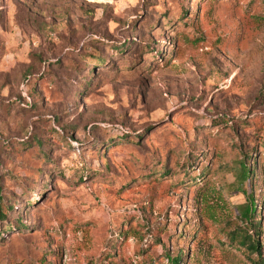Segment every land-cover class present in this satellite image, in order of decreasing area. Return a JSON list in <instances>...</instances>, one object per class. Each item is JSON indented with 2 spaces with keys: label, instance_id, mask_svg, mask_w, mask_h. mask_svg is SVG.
Listing matches in <instances>:
<instances>
[{
  "label": "rangeland",
  "instance_id": "374dc122",
  "mask_svg": "<svg viewBox=\"0 0 264 264\" xmlns=\"http://www.w3.org/2000/svg\"><path fill=\"white\" fill-rule=\"evenodd\" d=\"M250 192L264 0H0V264H250Z\"/></svg>",
  "mask_w": 264,
  "mask_h": 264
},
{
  "label": "trees",
  "instance_id": "16d2710c",
  "mask_svg": "<svg viewBox=\"0 0 264 264\" xmlns=\"http://www.w3.org/2000/svg\"><path fill=\"white\" fill-rule=\"evenodd\" d=\"M126 41L119 43L115 46V51L120 52L127 48L125 45ZM131 44V43H130ZM153 51V50H152ZM99 60V59H98ZM250 155V154H249ZM248 155V156H249ZM241 173L239 177V181H248V183H252V165H248L243 160L241 162ZM252 192L247 194V199L244 204L240 208V219L243 222V226L233 234V239L238 241L239 244L246 246L248 249L257 253L255 258L251 259L250 264H264V255L261 256L259 251V242L257 237H255L256 232L259 231V221L256 220V213H257V202L254 198ZM12 209L11 206H9ZM6 215L1 212L0 210V223L4 221ZM181 256L177 254L173 256L170 260L171 264H178Z\"/></svg>",
  "mask_w": 264,
  "mask_h": 264
}]
</instances>
